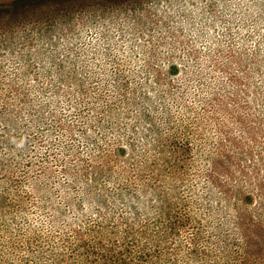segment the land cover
<instances>
[{
  "label": "rangeland",
  "instance_id": "obj_1",
  "mask_svg": "<svg viewBox=\"0 0 264 264\" xmlns=\"http://www.w3.org/2000/svg\"><path fill=\"white\" fill-rule=\"evenodd\" d=\"M210 176L264 219V0L0 8V264H48L76 233L195 264L198 220L225 214ZM175 208L191 219L166 241Z\"/></svg>",
  "mask_w": 264,
  "mask_h": 264
},
{
  "label": "trees",
  "instance_id": "obj_2",
  "mask_svg": "<svg viewBox=\"0 0 264 264\" xmlns=\"http://www.w3.org/2000/svg\"><path fill=\"white\" fill-rule=\"evenodd\" d=\"M29 1L37 2L38 0H9L6 4L1 3L0 8L7 7L14 2L21 5ZM176 142L175 137L168 138L165 141L167 147L172 151L183 153L188 149V145H180ZM2 167L4 168V165ZM174 167L169 169V173L176 176V173L180 172L179 168L181 165L178 166L175 163ZM7 174L12 173H3L1 174L2 178L7 176ZM208 179L212 187L220 192L218 194L225 201V205L221 209V211L225 209V214L218 213L217 223L212 225L204 224L201 220H198V225L201 227L199 226L200 228L195 229L192 238L193 247L189 249L195 264H264V219L247 208L248 202L252 200V195L255 192L252 190L243 196L242 193H238V191L232 189L222 180L213 179L212 176L208 177ZM255 186L260 188L258 184ZM236 195L237 202L233 200ZM0 197L1 200L10 202L11 198L6 193L1 192V189ZM239 202L241 205L238 204ZM179 212L177 209L173 213L167 212V229L160 232L158 236H161V238L165 237V240L169 241L170 237L180 233V228L185 225L186 221L188 222L191 219V216L187 213L185 216H181ZM207 215V218L211 219L216 214L208 212ZM129 225L127 223V226ZM197 230H199V235L196 236ZM211 231H217L214 233L215 237L210 234L212 233ZM132 235L134 234L132 233ZM76 240L77 243L69 251L62 248L58 249L55 245L54 248L52 244V249L48 253L50 258L48 264H157V262L153 261L154 257L160 259L163 257L161 254L162 249L158 245L161 240L164 241L163 239H159V241L154 239V242L157 241L155 245L144 243L140 247V251H136L131 247L136 244L133 241H128L123 246H119L117 237L111 238L110 242L105 243L101 237L97 240H92L85 238L82 233H76ZM199 240L211 243L214 247L205 249V247L199 245ZM221 241H223L224 245L221 244ZM10 242L12 243V241ZM53 242L57 244V241ZM28 243V247L32 249V244ZM228 243L233 247L232 250H229L230 246ZM14 246L20 248L19 244ZM36 255H38L36 252H32V256ZM42 255H44L43 252L40 253V256ZM69 257L70 259H68ZM162 260L163 263L160 264H179L180 261L178 256H168ZM39 264L47 263L40 257Z\"/></svg>",
  "mask_w": 264,
  "mask_h": 264
}]
</instances>
